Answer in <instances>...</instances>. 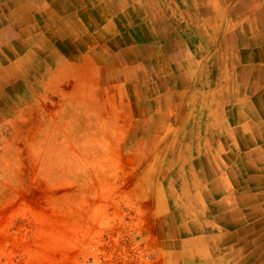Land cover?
Wrapping results in <instances>:
<instances>
[{"label": "rangeland", "instance_id": "obj_1", "mask_svg": "<svg viewBox=\"0 0 264 264\" xmlns=\"http://www.w3.org/2000/svg\"><path fill=\"white\" fill-rule=\"evenodd\" d=\"M137 10L125 24L152 28ZM93 33L18 38L16 54L0 46V264H209L191 249L211 231L182 233L193 246L181 248L169 232L184 226L175 212L198 201L173 163L212 141L168 117L182 71L156 76L148 48L101 53L109 39Z\"/></svg>", "mask_w": 264, "mask_h": 264}, {"label": "crops", "instance_id": "obj_2", "mask_svg": "<svg viewBox=\"0 0 264 264\" xmlns=\"http://www.w3.org/2000/svg\"><path fill=\"white\" fill-rule=\"evenodd\" d=\"M118 5L125 8L115 10ZM83 6L88 9L85 13ZM135 8L138 17L152 22V28L131 29L125 24L126 16ZM118 22L123 23L122 28ZM87 29L97 39H109L102 45L101 53H113L115 43H120L125 52L131 49L138 55L150 49L153 58L144 63L148 62L156 76L163 70H170L171 77L174 69L182 71L175 81L181 78L185 86L183 90L171 86L168 117H186L195 132L200 127L201 133L212 136V141L209 137L201 146L205 152L198 157L173 163L186 169L177 168L175 179L193 183L185 194L198 199L190 203L193 207L189 205L197 223L194 230L211 231L198 234L203 241L196 244L200 246H195L193 252L201 247L203 260L209 264H237L233 253L241 245L226 237L215 240L236 230L227 229L216 220L226 207L209 208L210 203L222 199V192L205 199L203 193L209 194L208 184L213 179L205 176L201 180L200 173L211 161L234 168L242 178L234 184L238 189L250 184L248 176L256 178L239 210L246 212L255 204L264 205V195L260 193L264 188V169L259 168L264 164V0H0V46H8L11 53L24 47L18 38L72 39ZM115 31L122 32L114 36ZM130 41L136 42L135 48H130ZM27 45L32 44L27 41ZM31 48V52L43 53ZM214 154L217 157L211 159ZM200 158L206 161L203 166ZM248 165L250 168L245 169ZM256 194L261 198L252 197ZM251 215L253 218L238 227L263 218ZM263 231L261 225L251 235Z\"/></svg>", "mask_w": 264, "mask_h": 264}, {"label": "bare ground", "instance_id": "obj_3", "mask_svg": "<svg viewBox=\"0 0 264 264\" xmlns=\"http://www.w3.org/2000/svg\"><path fill=\"white\" fill-rule=\"evenodd\" d=\"M258 155L261 156L260 151H258ZM214 157H217V156L210 155L211 159ZM202 159L201 158L199 159V163H201ZM203 162L206 163V161L205 160L202 161L201 163L202 166L204 165ZM244 167L245 169L250 168L249 165L244 166ZM259 168L264 169V164L260 165ZM200 174H201L200 175L201 180L205 176L211 177L213 179V182H210L208 184L209 194L208 192L203 193V195H205V199H208L212 195H217L218 193L222 192V199H219V200L217 199L218 202L215 201L214 203H210L209 205V208L213 210L217 209L219 206L226 207L227 209L225 213H223L220 218H216V220L220 222L222 226H225L227 229L236 228V230L223 234L222 237L221 236L217 237V239L215 240L223 239V237H226L227 240H233L237 244L241 245V248L238 250H235V252L233 253V256L235 258L240 257L237 260V264H264V231L257 235L255 234L251 235L252 231H254L256 228H259L261 225H264V205L255 204L253 208H251L250 211H246V212H240L239 210V204L242 203V200L244 198L248 197L247 195H250L252 191L250 187L252 183H255L257 179L249 178L248 176L247 183H250V184L246 185V187L244 188L238 189L235 187L234 184H237L240 181L241 176L237 175V172L234 170V168L223 166L222 163L219 165L217 162L213 163L211 161L207 163V169L205 171H203V167H202V171ZM261 189L262 190H260L261 191L260 193L264 195V188L261 187ZM252 197H255L258 200L261 198V195L256 194ZM176 203H178V201ZM189 205L190 203H188L179 212H175V214L173 215L174 222H176V220L179 218L180 221L184 224V226L181 228H178L177 226H175V228L169 229V232L171 231V237L173 236V239L175 240V241L173 240L174 246H177L179 248L188 246V245H189L188 247H190V245L193 246L190 243L191 239L185 240V241H183L182 239H179V236H181L182 233L184 232L189 233L188 231L191 232L194 230V228L196 229L197 223L194 218L195 215L193 216V214L189 212L191 210V207ZM251 214L261 215L263 216V218L261 220H256V222L253 221L252 224H246L242 227H238L239 224H243L244 220L253 218ZM221 221H223V223ZM195 241L196 239L194 240V242ZM246 245L247 246L251 245V247H248L246 249L244 248L246 247ZM191 250L194 251L195 246H193ZM171 253L175 257V259H177L178 262L182 261L181 251L178 250L177 252L174 251Z\"/></svg>", "mask_w": 264, "mask_h": 264}]
</instances>
